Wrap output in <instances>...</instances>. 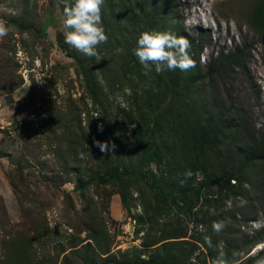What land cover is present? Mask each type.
I'll list each match as a JSON object with an SVG mask.
<instances>
[{
    "label": "rangeland",
    "instance_id": "374dc122",
    "mask_svg": "<svg viewBox=\"0 0 264 264\" xmlns=\"http://www.w3.org/2000/svg\"><path fill=\"white\" fill-rule=\"evenodd\" d=\"M138 1L104 0L108 41L97 59L65 43L61 11L74 0H0L9 29L0 38V264H264V240L238 252L225 242L264 232V161L228 192L204 184L231 168L225 155L237 157L244 135L264 140V32L251 19L259 0H174L202 48L188 49L195 67L160 73L133 55L142 32H164ZM236 48L242 68L181 88ZM222 113L244 131L227 129L202 150L198 127ZM95 141L115 148L102 153ZM147 145L158 162L141 161ZM189 170L184 190L177 181Z\"/></svg>",
    "mask_w": 264,
    "mask_h": 264
},
{
    "label": "trees",
    "instance_id": "16d2710c",
    "mask_svg": "<svg viewBox=\"0 0 264 264\" xmlns=\"http://www.w3.org/2000/svg\"><path fill=\"white\" fill-rule=\"evenodd\" d=\"M174 3V0H139L138 3H135L133 8L142 12L145 10H149L151 14V19L149 22L151 24H161L160 28H162L164 32H169L173 35L185 37L190 42V48L193 47L195 50L197 49V51H200L202 48L201 41L195 38L190 39L184 34L181 26L182 20L178 17V13L175 10ZM61 12L64 15L63 8ZM251 19L255 27L261 29L262 32H264V0H259L258 3H256ZM19 29L26 30L25 28L21 27H19ZM242 53L243 51L236 48L234 52L224 56L222 60H218V62L216 60V64H219L215 67V63H211L204 75H198L197 73L196 75H186L182 80L183 85L181 88L188 93L190 90H192L194 84H197L199 82L201 85L202 80L215 77L225 65H229L232 68H242L245 64L243 62L244 57ZM177 80H180V76L176 77L173 87L178 88V84L176 82ZM213 119V121L208 119V121H206L203 126L198 127L195 142L197 146L202 150L210 147L211 145H213V143L216 144V140L218 139V137L221 136L227 129L233 128L237 133H239L240 131H244V126L241 121H238L237 123L235 119L228 120L224 113L215 114ZM236 154L237 157L233 156V158H230L228 157V153H226V162L228 165H231V168L223 171L221 175L217 177L206 180L204 184L208 187L215 186L219 191L222 192H228L230 190V188L232 187L229 184L230 181L233 182L232 185H234L236 182L239 185L243 181L242 172L250 163L254 161H264V140H261L260 142L258 141L257 144L253 145L250 142V137L248 135H244L243 143H240L239 147H237ZM141 161L158 162L159 157L156 147L147 145L142 154ZM189 171L192 172L193 176V170ZM129 174V172L125 171L116 175L108 173L101 180L102 182H105L106 180L112 179L114 177L118 178L121 175ZM192 176H181L177 181V184L179 186H183L184 190H188L189 182L191 181ZM242 222L245 223V221ZM231 236L232 237L229 240H225V242L228 241V243L232 246L233 251L236 252L247 250L264 240V232H257L256 235L252 237H248L246 235L239 243L234 238V234H231ZM226 258H228V256ZM232 262L233 261H230L225 264H230Z\"/></svg>",
    "mask_w": 264,
    "mask_h": 264
},
{
    "label": "clouds",
    "instance_id": "9594fccd",
    "mask_svg": "<svg viewBox=\"0 0 264 264\" xmlns=\"http://www.w3.org/2000/svg\"><path fill=\"white\" fill-rule=\"evenodd\" d=\"M103 4L104 0H74L71 6L64 7L65 43L83 55L97 59H99L98 45L108 41L102 26ZM8 32L9 29L0 22V38L6 36ZM189 48L190 42L183 36L169 32L144 31L137 39L133 55L148 71H151L153 66L157 73L176 69L185 71L195 67L194 61L188 54ZM94 143L102 153L115 148V145L110 146L108 142L95 141ZM185 175L191 177L192 172L188 171ZM213 227L218 231L222 225L214 224ZM216 264H225V261L221 258L216 261Z\"/></svg>",
    "mask_w": 264,
    "mask_h": 264
}]
</instances>
